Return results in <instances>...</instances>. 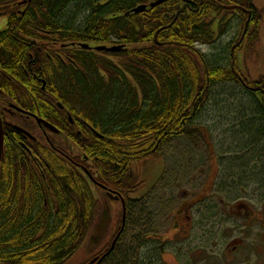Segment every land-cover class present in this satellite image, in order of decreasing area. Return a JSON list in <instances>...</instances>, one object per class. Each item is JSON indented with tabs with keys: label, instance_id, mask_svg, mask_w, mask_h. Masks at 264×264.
I'll return each mask as SVG.
<instances>
[{
	"label": "flooded vegetation",
	"instance_id": "flooded-vegetation-1",
	"mask_svg": "<svg viewBox=\"0 0 264 264\" xmlns=\"http://www.w3.org/2000/svg\"><path fill=\"white\" fill-rule=\"evenodd\" d=\"M114 1H72L75 14L64 15L60 11L52 17L55 25L39 33L42 42L34 49L32 37L36 35L30 24L27 25V14L35 0H11L0 6V38L10 39L14 46L27 42V64L21 63L7 73L0 70V113L4 127V158L0 165V264L14 262L16 243L31 242L27 232H36V239L40 238L47 227V216L63 213L59 197L63 196L60 191L67 189L71 192L63 203L66 212L74 211L78 217L83 210L87 226L92 227V237L97 227L103 228L102 242L88 237L84 243H112L110 251L114 243H125L126 235L136 231L142 237L138 243L148 244L141 247L140 264H264V182L243 183L241 177L234 178L233 182L228 176L218 175L193 181L192 177L174 171L167 174L164 149L169 142L161 145L159 140L156 146L152 141L137 151L153 148L160 157L132 164L131 174L138 177L139 187L127 199L108 187L96 169V162L87 154L98 149L96 138L102 140L115 128V124L106 122L109 118L103 115V106L115 102L117 96L106 97L102 92L110 83L118 89L124 86L115 80L112 82V75L107 72L109 67L117 68L130 79L117 63L119 55L155 52L157 47L169 45L168 39H174L173 44L180 47L176 40L184 33L175 31V26L181 28L187 24L207 1L236 12L241 7L224 6L218 0H165L154 7L160 0H122L127 4L132 1L119 18L136 30L138 47L133 48L125 39L121 41L111 35V40L106 42L98 41L96 34L81 41V29H88L96 19L93 9H105ZM85 7H89L85 17L78 16ZM139 7L146 8L135 13ZM242 12L251 19L252 11ZM111 19L110 15L105 17V20ZM148 24H154L153 29L155 25L160 26L153 35L145 37L143 28ZM219 25L220 19H217L213 25L216 33ZM231 37L228 44L234 57L237 45ZM146 38L150 47L142 44ZM100 48L121 50L106 52ZM141 68L142 64V71ZM140 80L143 83V76ZM154 83L152 80L151 85ZM88 87L91 91L83 94ZM142 89L137 86L141 103L144 101ZM206 134L201 130L200 136ZM47 154L55 159H45ZM181 155L179 158L182 161L185 158L186 164L188 158ZM155 162L164 164V173L151 181L149 170ZM214 162L218 164L217 158ZM59 172L64 175L57 176ZM81 193L88 199L85 209L80 208ZM131 201L135 203L130 204ZM132 205L131 220H136V227L129 230L132 224L128 220V207ZM108 215L114 217L112 222L105 219L101 223L102 218H97ZM33 216L35 221L31 222ZM78 221L69 225L60 218V234V229L77 232ZM109 251L102 257L94 255L88 264H101Z\"/></svg>",
	"mask_w": 264,
	"mask_h": 264
},
{
	"label": "trees",
	"instance_id": "trees-1",
	"mask_svg": "<svg viewBox=\"0 0 264 264\" xmlns=\"http://www.w3.org/2000/svg\"><path fill=\"white\" fill-rule=\"evenodd\" d=\"M8 1L11 0H0V6L6 5ZM72 1L77 0H35L27 14V25L30 24L32 32L36 35L32 37L33 49L42 42L39 33L51 30V26L55 25L51 22L52 17L60 11H63L64 15L75 14L71 8L75 2ZM131 2L127 4L122 0H115L105 9L94 8L92 15L96 19L88 25V29L86 27L81 29L80 40L84 41L89 35L96 34L100 38L98 41L106 42L111 40V35L121 41L125 39L124 42L131 44L133 48L138 47L136 30L126 24L124 19L119 18L126 7H130ZM218 3L224 6L237 5L241 9L250 10L252 11L251 19H247V15L240 9L237 12L233 9H222L218 4L207 1L200 13L194 15L187 24L181 28L175 26V31L179 30L184 33V36L176 40L180 42V47L173 44L174 39H168L166 42H169V45L165 48L157 47L155 50L159 57L153 50L140 52L141 55L138 53L119 55L117 63L123 66L130 79L115 67L107 69V72L112 75V82L115 80L124 85L118 89L110 83L102 92V95L106 97L117 96L115 102L104 104L107 106L102 105L105 109L103 115L109 118L106 122L115 124V128L109 130L102 140L96 138L95 143L98 149L94 153L88 152L87 154L91 161L96 162V169L108 187L127 199L139 187L138 177L131 174L132 164L160 157L158 152H153V148L141 153L137 151L152 141L155 146L159 140L163 145L175 138L192 137L195 133L200 135L201 130L206 133L205 128L196 126V120L207 103L212 100L213 88L219 85L239 87L247 94L245 97L253 101L250 102L252 108H246L242 110L243 113H237V115L241 113L242 116L245 114L250 116V118L239 117V120H247V123L241 126L238 135L235 134L236 141L238 143L239 137L243 139L244 136L249 140L246 143L244 140L239 142L242 150L247 153L258 144L259 140L264 139V74L255 79L243 73L241 69L242 64L246 65L253 59L264 57V0H218ZM88 11L89 7H85L79 11L78 16L85 17ZM109 15L112 19L105 20V17ZM217 19H220L218 33L213 29ZM153 25L148 24L143 28L145 37L147 34L153 35L160 26L155 25L153 29ZM230 37L237 45L234 57L231 56L232 46L228 44ZM12 43L14 42L10 39L0 38V70L6 73L21 63L27 64V42L24 44L21 41L18 46ZM142 44L150 47L147 38ZM201 47L215 48V51L207 54L200 49ZM179 53L184 54L181 56ZM140 64H142V71ZM141 76H143V83L140 80ZM152 80L155 82L153 85H151ZM137 86L143 88L144 101L142 103L138 101ZM85 91L83 94H88L91 88L88 87ZM232 96L230 95L231 98ZM99 108L96 112H99ZM258 149L251 158V162L257 165L263 164L262 161H264V148ZM47 156L45 155V159H55ZM20 159L25 161L23 157ZM62 171L66 175L64 170ZM64 174L59 172L57 176ZM70 192L71 189L60 191V195L63 194L61 198L59 197L62 208H64L63 213L59 211L56 215L47 216L45 221L47 227L40 238L36 239L38 235L36 232H27V239L31 242L16 243L17 248L14 251L15 258L12 264H72L75 254L83 248L93 254V257L94 255L102 257L106 251H109L112 243H84L88 237L92 240L94 238L95 242H102L103 228L101 225L97 227L92 237V227L87 226L83 210L78 217L74 211L66 212V206L63 203L69 197ZM79 201L80 208L85 209L88 201L86 194L81 193ZM132 203L135 202L131 201L130 204ZM131 211H134L133 205L128 207L129 217H127L129 224H132L128 227L129 230L136 227V220H131L133 217ZM60 218L64 224L69 225L79 220L77 232L60 229V234L58 227ZM97 218H102L101 223H103L105 219L107 222H112L114 217L108 215ZM33 221H35L34 216L31 217V222ZM130 233H134L131 243L129 245L128 243H116L108 252V256L102 259L101 264H140L142 262L141 247L148 244L138 243L142 239L141 236H137L138 232L130 231ZM88 262L83 264H88Z\"/></svg>",
	"mask_w": 264,
	"mask_h": 264
},
{
	"label": "rangeland",
	"instance_id": "rangeland-1",
	"mask_svg": "<svg viewBox=\"0 0 264 264\" xmlns=\"http://www.w3.org/2000/svg\"><path fill=\"white\" fill-rule=\"evenodd\" d=\"M201 49L207 54L215 51V48L209 47ZM261 58L253 59L246 65L242 64L243 73L249 74L255 79L264 74V57ZM230 95H233L232 98ZM245 95L247 94L244 90L241 91L234 85H219L213 88L212 100L207 103L196 120V126L205 128L207 134L202 137L195 133L190 139L185 137L170 141L164 149L168 161L167 174L174 171L175 174L192 177L193 181L206 180L210 176L213 178L218 175L228 176L233 182L236 177H241L243 183L264 182V161L259 166L251 162L257 149L264 148V139L259 140L258 144L246 153L242 150L239 142L244 140L246 143L249 141L248 138L244 136L241 139L239 137L238 143L235 138V134L238 135L241 131V126L247 123V120H239V117L250 118L246 114L243 116L241 114L243 109L252 108L250 102L253 101ZM239 112L241 113L237 115ZM179 154H182L181 157L186 155L189 161L185 164V158L182 161ZM215 158H217L218 164L214 162ZM141 168L138 169L140 173L143 172V170L140 171ZM149 172L151 181H156L164 173V164L155 162ZM131 238H133L132 233L127 234L125 243L129 245ZM92 258L93 254L83 248L75 255L72 264H82Z\"/></svg>",
	"mask_w": 264,
	"mask_h": 264
},
{
	"label": "water",
	"instance_id": "water-1",
	"mask_svg": "<svg viewBox=\"0 0 264 264\" xmlns=\"http://www.w3.org/2000/svg\"><path fill=\"white\" fill-rule=\"evenodd\" d=\"M164 1L165 0L158 1L155 4H153L152 7L162 4ZM145 8L146 7H139L134 12L135 13L141 12ZM241 10L244 11V9H241ZM249 16H251L250 13H249ZM247 25H248V23H247ZM98 50H100V51L106 50L107 52H118L121 50V48H112V49L100 48ZM3 158H4V127H3V121H2V117H1V113H0V165H1ZM113 246H114V244H113Z\"/></svg>",
	"mask_w": 264,
	"mask_h": 264
},
{
	"label": "bare ground",
	"instance_id": "bare-ground-1",
	"mask_svg": "<svg viewBox=\"0 0 264 264\" xmlns=\"http://www.w3.org/2000/svg\"><path fill=\"white\" fill-rule=\"evenodd\" d=\"M107 52V51H106Z\"/></svg>",
	"mask_w": 264,
	"mask_h": 264
}]
</instances>
